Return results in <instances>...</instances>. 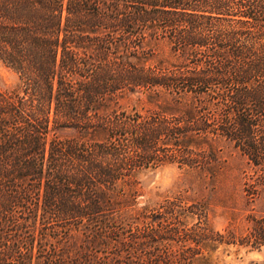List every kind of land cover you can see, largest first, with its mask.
Returning <instances> with one entry per match:
<instances>
[{
	"label": "trees",
	"instance_id": "1",
	"mask_svg": "<svg viewBox=\"0 0 264 264\" xmlns=\"http://www.w3.org/2000/svg\"><path fill=\"white\" fill-rule=\"evenodd\" d=\"M0 264H213L226 150L264 207V0H0ZM130 101L133 103L130 105ZM165 162L181 192L136 205L138 174Z\"/></svg>",
	"mask_w": 264,
	"mask_h": 264
},
{
	"label": "rangeland",
	"instance_id": "2",
	"mask_svg": "<svg viewBox=\"0 0 264 264\" xmlns=\"http://www.w3.org/2000/svg\"><path fill=\"white\" fill-rule=\"evenodd\" d=\"M16 80L15 73L0 60V85ZM130 105L133 103L129 102ZM224 168L220 174V188L209 196L207 217L210 225L223 231L231 228L235 233L244 231L249 212L258 213L264 207L257 202H245L241 186L246 173L250 172L244 158L234 150L223 154ZM139 193L136 205L147 204L153 208L163 198L181 192L188 198L200 196L195 180L175 163L165 162L154 168H145L138 174ZM213 264H264V246L258 249L237 243L220 244L212 253Z\"/></svg>",
	"mask_w": 264,
	"mask_h": 264
}]
</instances>
